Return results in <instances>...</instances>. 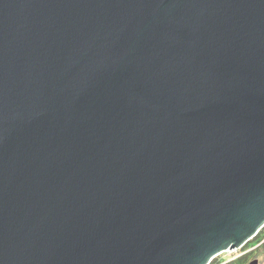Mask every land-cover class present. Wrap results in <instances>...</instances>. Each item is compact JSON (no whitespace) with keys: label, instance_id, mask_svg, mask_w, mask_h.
<instances>
[{"label":"water","instance_id":"obj_1","mask_svg":"<svg viewBox=\"0 0 264 264\" xmlns=\"http://www.w3.org/2000/svg\"><path fill=\"white\" fill-rule=\"evenodd\" d=\"M263 228L264 0H0V264H211Z\"/></svg>","mask_w":264,"mask_h":264},{"label":"flooded vegetation","instance_id":"obj_2","mask_svg":"<svg viewBox=\"0 0 264 264\" xmlns=\"http://www.w3.org/2000/svg\"><path fill=\"white\" fill-rule=\"evenodd\" d=\"M226 256V258H222ZM264 264V228L241 248L218 255L211 264Z\"/></svg>","mask_w":264,"mask_h":264},{"label":"rangeland","instance_id":"obj_3","mask_svg":"<svg viewBox=\"0 0 264 264\" xmlns=\"http://www.w3.org/2000/svg\"><path fill=\"white\" fill-rule=\"evenodd\" d=\"M222 258H226V256H223Z\"/></svg>","mask_w":264,"mask_h":264}]
</instances>
